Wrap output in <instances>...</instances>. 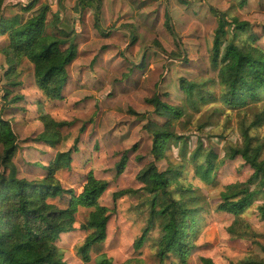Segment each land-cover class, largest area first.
<instances>
[{"label": "rangeland", "instance_id": "rangeland-1", "mask_svg": "<svg viewBox=\"0 0 264 264\" xmlns=\"http://www.w3.org/2000/svg\"><path fill=\"white\" fill-rule=\"evenodd\" d=\"M99 1L101 31L95 28L92 9L76 11L78 0H61L60 4L58 0H3L0 5V18L21 21L47 6L46 32L60 38L58 28L70 32L76 46V57L66 68L68 81L62 99L46 101L35 85L33 65L27 59L21 60L12 79L6 77L9 65L2 50L7 42L0 36V120L9 123L16 137L12 161L17 177L28 181L42 177V167L56 153L72 150L77 140L71 169L56 174L61 186L78 195L89 173L108 182L99 200L110 214L106 240L91 249L89 264L101 256L114 264L264 260V220L257 213V207L264 205V194L255 195L239 219L218 209L226 188L244 184L252 174L240 157L224 159L225 149L241 144V122L249 124L262 112L264 99L239 109L224 107L217 76L210 75L200 53L202 43L207 49L212 47L218 26L213 12L222 14L227 22L236 19L247 24L235 40L237 45L248 42L264 50V0ZM58 12L61 20L56 24ZM167 16L173 34L166 28ZM232 29H228L227 41L232 38ZM181 81L196 85L194 107L181 90ZM154 96L184 112L170 129L178 140L170 141L166 150L153 144V133L165 122L146 103ZM15 97L22 100L12 101ZM43 116L69 124L60 129V142L53 148L35 140L44 130ZM250 135L264 142V122ZM196 150L202 162L208 152L216 156L219 168L209 181L195 173L190 155ZM260 159L264 162V149ZM117 164L122 169L119 176ZM151 165L160 173L172 169L179 173L168 187L169 200L184 201L195 210L198 225L185 263L173 254L162 262L158 258L161 233L151 211L168 195L153 200L137 180ZM123 191L127 193L114 198ZM68 199L65 195L53 203L64 208ZM89 212L78 208L75 230L60 235L57 247L66 264H83L76 250L90 233L80 229ZM139 240H143L140 245Z\"/></svg>", "mask_w": 264, "mask_h": 264}, {"label": "trees", "instance_id": "trees-1", "mask_svg": "<svg viewBox=\"0 0 264 264\" xmlns=\"http://www.w3.org/2000/svg\"><path fill=\"white\" fill-rule=\"evenodd\" d=\"M3 0H0V5ZM59 4L61 0H58ZM76 11L93 10L95 28H100V1L78 0ZM61 10H59L60 12ZM47 6H41L35 14L25 21L17 17L0 18V36L6 39L7 46L2 50L6 63L9 65L6 77L12 79L22 59L33 65L34 81L37 89L46 101L62 99V92L68 81L66 68L76 57V46L70 32L58 28L62 38L47 33ZM59 12L55 22H60ZM218 18L212 47L207 49L202 43L201 57L208 65L210 75L216 74L221 88L220 101L228 109H239L247 104H254L264 99V50L251 46L248 42L241 46L235 43L239 33H243L246 23L233 19L227 22L222 14L213 12ZM226 27L227 30H226ZM232 29V38L227 41L228 29ZM166 28L173 34L166 18ZM18 85V83H13ZM195 84L181 81V90L185 93L191 107H194L192 96ZM15 97L12 101H21ZM152 105L154 113L164 119V124L153 133V144L156 148L167 149L173 139H177L170 129L174 121L182 115L183 110L171 107L156 96L146 100ZM44 130L35 140L53 148L60 142V129L68 126L66 122H55L48 116L41 117ZM264 122V109L256 114L249 123L241 122V144L225 149L224 159L234 160L240 157L252 170V174L244 184H236L226 188L221 194L222 204L219 211L239 219L251 206L255 195L264 194V162L260 159L264 142L250 135V131ZM83 130L81 129V132ZM77 140L72 150L58 152L53 160L43 166L44 175L28 181L17 177L13 163L16 152V137L8 122L0 120V264H66L57 242L62 234L75 230V215L78 208L90 210L80 229L90 232L81 246L76 250L83 264L90 263V251L106 240V227L110 218L108 208L99 204V200L108 188V182L96 179L92 173L86 177L81 192L75 195L70 189H64L56 178V174L71 169V153L77 151ZM136 146L133 147L135 150ZM157 159L160 156H156ZM204 161L198 150L190 155L195 173L209 181L219 168L215 164L216 156L206 153ZM122 172L120 164L116 166V176ZM179 173L168 170L158 172L151 165L138 174L137 180L143 189L154 199L168 195V199L153 208L151 216L159 221L161 237L158 241V258L162 262L168 254H173L185 263L191 249V238L195 235L198 221L195 210L184 201L169 200L168 187L176 180ZM252 188V190H251ZM127 191L114 194V198ZM243 198L230 201L238 195ZM69 197L64 208L53 201ZM257 213L264 220V205L257 207ZM143 240L138 241L140 245ZM93 264H114L111 259L101 256ZM142 264V263H135ZM206 264L209 262L206 261ZM238 264H264V260L246 259Z\"/></svg>", "mask_w": 264, "mask_h": 264}]
</instances>
